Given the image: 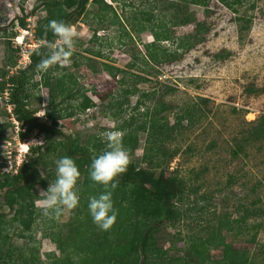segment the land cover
Here are the masks:
<instances>
[{"label": "rangeland", "instance_id": "374dc122", "mask_svg": "<svg viewBox=\"0 0 264 264\" xmlns=\"http://www.w3.org/2000/svg\"><path fill=\"white\" fill-rule=\"evenodd\" d=\"M172 1L104 0L111 6L106 11L93 1L87 4L84 14L71 25L79 35L70 65L52 73L68 82L69 92L73 94L71 98L54 100L55 126L82 143L88 141L93 149L102 144L100 152H103L106 143L101 141V135L119 131L116 128L130 116L138 124L146 119V111L151 113L163 103L167 109L160 111L158 116L172 125L176 114L185 107L199 105L202 111L196 113L199 117L195 115L192 123L181 120L173 137L164 142L166 155L156 158L162 163L165 175L173 173L175 178L183 179L184 185L182 202L175 203L180 212L178 216L151 225L157 246L167 253L163 259L149 254L139 263L175 264L177 257L185 256L187 240L206 237L215 215L228 213L235 217L237 206L255 202V208L263 213L247 222H260L262 226L237 237L224 232L226 248L211 249L210 256L219 258L223 252L237 249L246 252L255 264H264V134L253 135L255 128L264 127L261 125L264 116V0H243L236 6L237 15L219 1L210 0L208 17L202 6L190 5L189 11L194 12L198 20L205 18L210 25L204 40L187 49L177 48V43L171 40L162 41L161 46L176 51V59L145 65L142 62L145 44L152 41L153 36L148 29L139 30L141 25L155 26L164 22L177 40L193 31V25L181 26L171 18L173 10L165 6ZM33 2L24 0L23 3V14H28V30L15 23V35L7 39L9 22L22 12L18 0H0V66L7 40L20 50L17 65L10 68V72L28 64L29 52L38 46L33 27L40 13L29 14ZM134 75L146 80L134 83ZM34 80L39 86L29 90L30 104L36 116L51 122L48 81L39 74ZM132 86L137 92L125 93ZM167 86L173 90L166 92ZM141 92L148 95L143 96ZM83 95L91 98L94 106L80 111L76 105ZM137 103L140 107L134 108ZM71 111L72 115L66 116ZM113 112H117L116 119ZM18 125L11 114V106L0 98V164H3L0 172L13 174L18 165L35 157V151H24L26 144H43L41 150L44 152L43 158L29 172L28 189L33 190L36 197L28 201L22 211L24 217L27 211H32V222L25 229L15 221L7 237H0L2 250L3 247L11 249L5 256V263L0 257V264H19L20 252L32 248L42 264H58L59 250L65 246V240L57 230L81 213L76 207L64 209L59 215L46 216L38 207V201L43 198L41 191L55 182L54 161L64 154L58 144L62 138L56 137L51 145L43 143V135L32 131L26 139H21ZM145 133L142 129L139 134L135 156L140 157L144 152ZM237 144L241 145V150L233 155ZM169 153L174 156L168 163L163 162L169 159ZM4 190H0V214L10 220L20 206L15 204L10 209L5 204Z\"/></svg>", "mask_w": 264, "mask_h": 264}, {"label": "trees", "instance_id": "16d2710c", "mask_svg": "<svg viewBox=\"0 0 264 264\" xmlns=\"http://www.w3.org/2000/svg\"><path fill=\"white\" fill-rule=\"evenodd\" d=\"M93 1L98 4L102 10L111 8L104 0H34L30 15H40L37 17L33 27V35L41 55L35 54V49L29 52V62L24 67L15 69L10 72V68H15L17 58L20 56L18 47H12L10 40L5 44V56L0 66V98L11 106V114L19 123L17 131L21 139H26L28 133L35 131L44 136L43 143H53L56 137H61V145L64 154L59 157L68 156L73 159L80 172L77 181V193L79 195L78 212L81 215L70 222L63 224L62 229H58L64 240L65 246L60 248V262L58 264H144L139 263L142 257L153 255L156 259H163L167 250H163L157 246V241L153 235V225L163 220L175 219L180 213L177 202H182L184 185L182 178H175L173 173L165 175L164 168L157 157H164L167 151L163 148L164 142L173 137V132L178 128L179 122L186 119L189 123L195 120L197 112H201L200 106L193 104L185 107L182 112L176 114V121L169 125L166 120H160L158 113L166 110L167 106L163 103L155 108L153 112H145L146 119L135 124L133 116L123 120L116 128L123 132L122 144L127 150L129 156V164L125 173L115 177L114 182L116 188L109 187L105 189L103 186L95 184L89 178V166L94 156L102 153L100 149L102 144H97L93 149L89 146V142H80L77 137L64 134L60 128L55 126L54 119L57 117L56 105L54 100L58 97L71 98L68 89V82L62 77L54 76L53 70L60 66H53L47 72L41 73L37 70L36 65L44 58L49 49L42 47L44 44H54L56 37L47 29L49 21L56 20L72 25L84 14L87 4ZM210 0H173L168 2L165 9H172L171 18L179 25H193V31L185 37L178 38L172 36L170 29L163 22L152 25H141L139 30H150L153 40L145 44V54L142 62L147 65L153 63L160 64L163 61H171L176 59V51H168L161 46L162 41L171 40L176 42L177 48H191L196 43L203 41L205 34L210 30V25L206 19L198 20L194 12L189 11L190 5H199L203 7L206 17L210 14ZM233 14L237 15V5L243 0H217ZM19 8L22 12L21 16H16L9 22L10 30L7 39L15 35V23L20 28L28 30L27 15L23 14L24 0H18ZM237 20H240V16ZM150 20V18H147ZM248 22L249 20H245ZM74 54V52H73ZM118 70V69H116ZM39 74L48 81V118L51 122L43 121L35 115L36 110L30 104L29 90L38 88L39 83L34 80V76ZM136 83L139 80H146L145 77L134 75ZM173 90L172 87H166V92ZM137 89L132 86L126 89L125 93L134 94ZM143 96L148 93L141 92ZM205 102L206 99L200 98ZM123 104V102H122ZM137 103L134 108H139ZM94 106V102L88 96H82V99L76 105L80 111H84ZM72 111L66 116L72 115ZM196 115V116H195ZM112 116L117 117V112H113ZM59 117V115H58ZM54 118V119H53ZM164 118V117H163ZM261 125L264 126V116L261 119ZM142 129L146 130L144 140V152L138 157L135 156V149L139 141V134ZM1 133V132H0ZM264 134V127L254 129L253 135L259 137ZM249 138V137H248ZM247 138V139H248ZM42 145H29L28 150L35 151L36 155L33 159L22 162L17 166L15 173L0 172V190H4L5 204L12 209L15 204L20 206L10 220H5L0 214V237H7L11 224L18 221L25 229L29 228L32 222L31 213L27 211L23 216V207L28 201H32L36 197L33 190L28 189L29 172L43 158L44 152L41 150ZM52 145V144H51ZM56 147H53L55 150ZM241 150V145L237 144L236 149L232 151L233 155ZM174 154L169 153V159L163 161L168 163ZM3 164H0V169ZM4 180L7 181L4 184ZM104 191L111 192V199L116 213L115 221L107 231H101L96 224L93 223L88 211V202L90 197L98 196ZM203 200L204 197H201ZM255 202L249 205L241 204L234 210L235 217H231L228 213L215 215L212 220L214 223L206 237H194L186 242L185 256L177 257L175 264H255L253 259L242 250H229L223 252L219 258H211L210 250H224L227 246L225 242L224 232H231L235 237L241 236L248 230H257L262 226L260 222L248 224V219L263 213L259 208H255ZM2 224V225H1ZM3 224L7 225L4 226ZM20 235H22L20 233ZM256 233L252 235L255 237ZM53 237L51 233V238ZM29 251V252H28ZM21 251L18 256L19 264H42L39 256L35 253V249ZM11 249L0 246V257L5 263V256L10 253ZM14 261L17 262L16 255ZM17 264V263H16Z\"/></svg>", "mask_w": 264, "mask_h": 264}, {"label": "clouds", "instance_id": "9594fccd", "mask_svg": "<svg viewBox=\"0 0 264 264\" xmlns=\"http://www.w3.org/2000/svg\"><path fill=\"white\" fill-rule=\"evenodd\" d=\"M47 29L53 33L56 40L54 44L41 45L49 49V53L36 65L37 70L41 73L47 72L53 66L66 67L70 65L75 40L79 35L73 26L56 20L49 21ZM34 51L36 55H41L38 48ZM123 135L121 131L103 133L101 141L106 143V150L91 160L89 178L105 189L116 188L115 177L125 173L130 162L128 152L122 144ZM27 149L26 144L24 151ZM54 163L56 166L55 182L49 183L47 189L41 191L43 198L38 201V207L46 216L59 215L64 209H75L80 199L76 191L80 172L73 159L64 156ZM88 211L93 223L101 231H107L114 223L116 216L111 192L104 191L98 196L90 197Z\"/></svg>", "mask_w": 264, "mask_h": 264}]
</instances>
